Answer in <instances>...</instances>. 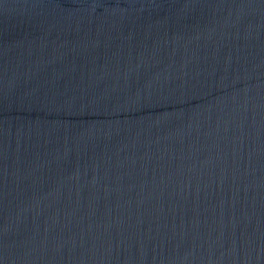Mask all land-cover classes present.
<instances>
[{
    "label": "water",
    "instance_id": "obj_1",
    "mask_svg": "<svg viewBox=\"0 0 264 264\" xmlns=\"http://www.w3.org/2000/svg\"><path fill=\"white\" fill-rule=\"evenodd\" d=\"M0 264H264V0H0Z\"/></svg>",
    "mask_w": 264,
    "mask_h": 264
}]
</instances>
